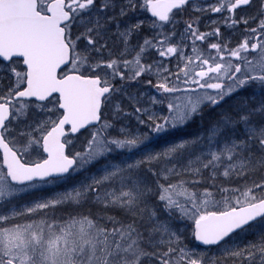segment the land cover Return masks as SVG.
Instances as JSON below:
<instances>
[{
	"label": "snow or ice",
	"instance_id": "6c2138e0",
	"mask_svg": "<svg viewBox=\"0 0 264 264\" xmlns=\"http://www.w3.org/2000/svg\"><path fill=\"white\" fill-rule=\"evenodd\" d=\"M0 264H264V0H0Z\"/></svg>",
	"mask_w": 264,
	"mask_h": 264
},
{
	"label": "rangeland",
	"instance_id": "374dc122",
	"mask_svg": "<svg viewBox=\"0 0 264 264\" xmlns=\"http://www.w3.org/2000/svg\"><path fill=\"white\" fill-rule=\"evenodd\" d=\"M132 123H133V126L135 125V121L133 120L132 121ZM31 197H25V199H30ZM209 255H211V253H209Z\"/></svg>",
	"mask_w": 264,
	"mask_h": 264
},
{
	"label": "trees",
	"instance_id": "16d2710c",
	"mask_svg": "<svg viewBox=\"0 0 264 264\" xmlns=\"http://www.w3.org/2000/svg\"><path fill=\"white\" fill-rule=\"evenodd\" d=\"M194 130V129H193Z\"/></svg>",
	"mask_w": 264,
	"mask_h": 264
}]
</instances>
